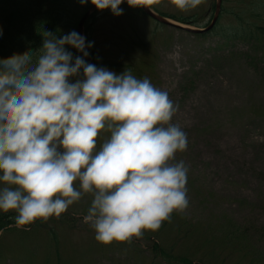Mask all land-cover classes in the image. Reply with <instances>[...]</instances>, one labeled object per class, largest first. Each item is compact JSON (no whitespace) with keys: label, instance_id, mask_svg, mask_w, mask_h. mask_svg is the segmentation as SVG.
<instances>
[{"label":"rangeland","instance_id":"374dc122","mask_svg":"<svg viewBox=\"0 0 264 264\" xmlns=\"http://www.w3.org/2000/svg\"><path fill=\"white\" fill-rule=\"evenodd\" d=\"M150 3L168 15L193 16L200 28L214 14L213 0L188 11L171 0ZM91 4L69 1L58 38L76 32ZM121 10L119 16L97 12L86 27L90 50L98 68L142 73L177 107L171 122L187 135L176 162L188 167L189 206L134 243L105 245L83 223L92 200L85 195L33 229L4 228L0 264H171L156 254V245L193 264H264V40L256 38L253 46L230 38L237 30L264 27V0H223L218 27L205 38ZM108 136L99 134L98 148Z\"/></svg>","mask_w":264,"mask_h":264},{"label":"clouds","instance_id":"9594fccd","mask_svg":"<svg viewBox=\"0 0 264 264\" xmlns=\"http://www.w3.org/2000/svg\"><path fill=\"white\" fill-rule=\"evenodd\" d=\"M171 2L188 11L203 0ZM91 3L122 14L123 0ZM43 37L39 50L0 59V212H15V226L26 228L90 195L83 223L105 245L142 238L185 212L188 167L176 154L188 140L171 122L168 93L129 70L86 63L75 31ZM102 131L109 136L98 148Z\"/></svg>","mask_w":264,"mask_h":264},{"label":"trees","instance_id":"16d2710c","mask_svg":"<svg viewBox=\"0 0 264 264\" xmlns=\"http://www.w3.org/2000/svg\"><path fill=\"white\" fill-rule=\"evenodd\" d=\"M69 1L0 0V59H7L14 54L39 50L43 44L45 31L58 37L59 26L64 21ZM129 6L138 8L134 4ZM173 18L189 24L196 23L191 21L190 17L178 18L174 16ZM255 33L256 35H254ZM233 36L248 41L254 46L258 42L256 38L264 40V27L254 29V32L251 33L237 30ZM196 37L205 38L207 35H197ZM38 54V52L34 53V59ZM256 64H260V62ZM145 77L146 75H141L138 79ZM13 216L0 214V230L15 223ZM155 251L156 254L164 257L171 264H193L188 258L174 257L172 253L167 252L159 245L155 246Z\"/></svg>","mask_w":264,"mask_h":264},{"label":"water","instance_id":"95a60500","mask_svg":"<svg viewBox=\"0 0 264 264\" xmlns=\"http://www.w3.org/2000/svg\"><path fill=\"white\" fill-rule=\"evenodd\" d=\"M124 2H128V0H123V3ZM130 2H134L136 4H138L151 18L155 19L156 21L162 23V24H165V25H168V26H171V27H175V28H178V29H185L189 32H192V33H203V32H207L209 31L210 29L213 28V26L215 25L217 19H218V16H219V13H220V8H221V2L222 0H218L217 2V5H216V13H215V17L213 19V22L212 24L205 30H202V29H193V28H190V27H186V26H183L181 24H178V23H175V22H172L171 20L161 16V15H158L156 14L154 11H152L150 9L149 6H147L145 3L141 2V1H138V0H130ZM96 10V8L93 6L88 12L87 14L84 16V18L82 19L81 23H80V26H79V29L80 31H82L83 29V26H84V23L85 21L87 20V18L90 16V14L92 12H94ZM87 58V61L88 63L90 64H94L92 59L89 57V55L86 57Z\"/></svg>","mask_w":264,"mask_h":264},{"label":"snow or ice","instance_id":"6c2138e0","mask_svg":"<svg viewBox=\"0 0 264 264\" xmlns=\"http://www.w3.org/2000/svg\"><path fill=\"white\" fill-rule=\"evenodd\" d=\"M149 2H150V0H149Z\"/></svg>","mask_w":264,"mask_h":264}]
</instances>
